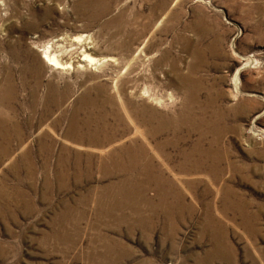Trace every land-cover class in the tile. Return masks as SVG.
<instances>
[{
  "label": "rangeland",
  "instance_id": "rangeland-1",
  "mask_svg": "<svg viewBox=\"0 0 264 264\" xmlns=\"http://www.w3.org/2000/svg\"><path fill=\"white\" fill-rule=\"evenodd\" d=\"M0 135V264H264V0H0Z\"/></svg>",
  "mask_w": 264,
  "mask_h": 264
},
{
  "label": "bare ground",
  "instance_id": "bare-ground-1",
  "mask_svg": "<svg viewBox=\"0 0 264 264\" xmlns=\"http://www.w3.org/2000/svg\"><path fill=\"white\" fill-rule=\"evenodd\" d=\"M81 36V35H80ZM80 36H76L74 37L72 40L74 41H82L83 38L80 37ZM88 42V41H87ZM50 45V44H49ZM48 45V46H49ZM46 47V46H45ZM90 49L91 46H87L85 49ZM85 49L84 51L81 53V56L78 57V59L75 61L76 63H78V65H91V64H97V63H100L102 61L103 58L101 57H97V56H94L93 54L89 53V52H85ZM46 53H45V56L47 57V63L51 66V67H54L56 69H66V68H72L73 67V60L68 58V59H62L59 57V55H57L56 53H51V52H48L47 53V48L45 49ZM44 56V57H45ZM157 125V124H156ZM164 125H157V126H153L151 127L149 130H148V134L150 136H154L156 134H158L159 132H162V130L164 129ZM89 130V129H88ZM7 131V130H6ZM100 132V131H99ZM98 132V133H99ZM7 134V132H6ZM8 135V134H7ZM6 135V136H7ZM110 135V134H109ZM1 136V135H0ZM3 136V135H2ZM88 136V135H87ZM106 136V135H105ZM134 136V135H133ZM8 137V136H7ZM10 137V136H9ZM8 137V138H9ZM92 140V142H96L98 141L97 140V136L95 135H91L89 136ZM114 137V136H112ZM7 138V139H8ZM82 137H79L78 139H81ZM136 138V137H135ZM5 139V138H4ZM104 139V138H103ZM112 139V138H111ZM134 139V138H133ZM2 140V139H1ZM106 140V139H105ZM8 141V140H7ZM108 141V140H107ZM133 143V142H132ZM122 144V143H121ZM128 144V143H127ZM157 147L158 149L161 150V146H155ZM7 148V147H5ZM113 149V147H111ZM135 149V148H134ZM133 148H131V146H128L126 145L125 148L122 146L120 147V150L118 149H113L111 151H109L108 155H107V158L109 159V168H106V172H108L109 174H112V173H115L117 171H120V170H123L127 167L126 165V160L127 159L129 161V166L133 167L135 166L137 163H138V158L140 156V152H141V148L140 149H136L134 150ZM144 149V148H143ZM48 150V149H47ZM4 148L0 150L1 154L4 153ZM7 151V150H6ZM157 152V151H156ZM159 152V151H158ZM6 153V152H5ZM145 153V152H143ZM161 153V152H160ZM8 154V153H7ZM5 155V154H4ZM124 157V158H122ZM187 157V156H186ZM193 157V156H192ZM184 158V157H183ZM190 158V157H189ZM194 158V157H193ZM192 158V159H193ZM148 159V163L147 165H143V169L144 171H147L149 168H151V162H150V159ZM187 159V158H186ZM191 159V158H190ZM125 160V161H124ZM146 160V159H145ZM217 161V160H216ZM186 162V160L184 161ZM201 162V161H200ZM142 163V162H141ZM187 163V162H186ZM190 163V162H189ZM188 163V164H189ZM208 163V162H207ZM105 164V163H104ZM216 164V163H215ZM189 166V165H188ZM196 166V165H195ZM136 167V166H135ZM180 167L183 168V166L181 165ZM187 167V166H186ZM190 167V166H189ZM203 167V166H202ZM207 167V166H206ZM132 169V168H131ZM189 169V168H188ZM208 170V169H207ZM212 170V169H211ZM137 171V170H136ZM213 173V172H212ZM130 174V173H129ZM138 176V175H137ZM122 181V180H121ZM119 181L117 182V184L115 186H117L119 189L117 190H120L122 189V187L124 186V182L122 181ZM126 185V184H125ZM116 187V188H117ZM110 189V188H109ZM178 192V191H177ZM168 193V192H167ZM173 195V194H172ZM163 196H166V193L164 192ZM165 199V198H164ZM174 199V198H173ZM168 200V199H167ZM181 201V200H180ZM183 201V200H182ZM175 203V202H174ZM178 203V202H177ZM181 203V202H180ZM170 205V204H169ZM173 205V204H172ZM167 206V205H166ZM184 207V206H183ZM168 208V207H167ZM177 208V207H176ZM181 208V207H179ZM115 210V209H114ZM171 211V210H170ZM171 213V212H170ZM146 224V223H145Z\"/></svg>",
  "mask_w": 264,
  "mask_h": 264
}]
</instances>
